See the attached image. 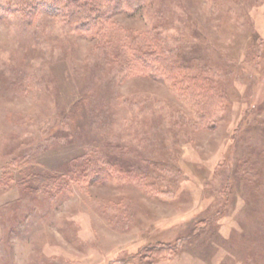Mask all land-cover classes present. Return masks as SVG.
<instances>
[{"label": "rangeland", "instance_id": "obj_1", "mask_svg": "<svg viewBox=\"0 0 264 264\" xmlns=\"http://www.w3.org/2000/svg\"><path fill=\"white\" fill-rule=\"evenodd\" d=\"M0 264H264V0H0Z\"/></svg>", "mask_w": 264, "mask_h": 264}]
</instances>
